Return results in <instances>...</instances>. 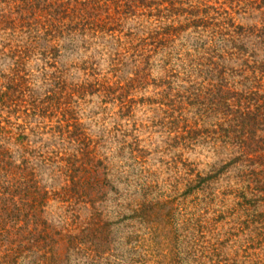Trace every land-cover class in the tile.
Masks as SVG:
<instances>
[{
  "label": "rangeland",
  "instance_id": "obj_1",
  "mask_svg": "<svg viewBox=\"0 0 264 264\" xmlns=\"http://www.w3.org/2000/svg\"><path fill=\"white\" fill-rule=\"evenodd\" d=\"M254 94L264 0H0V211L31 201L11 186L27 173L42 205L0 218V264L30 230L17 264H264V204L242 206L234 160ZM147 202L158 219L132 218ZM95 212L100 256L68 238Z\"/></svg>",
  "mask_w": 264,
  "mask_h": 264
},
{
  "label": "trees",
  "instance_id": "obj_2",
  "mask_svg": "<svg viewBox=\"0 0 264 264\" xmlns=\"http://www.w3.org/2000/svg\"><path fill=\"white\" fill-rule=\"evenodd\" d=\"M254 95L256 96V94ZM256 97L257 98L254 99L253 102L252 101L245 102L247 105L243 107L244 108L243 110L242 109H239L237 111L234 110L237 114H239V118H240L239 124L237 125L239 129L236 130L238 135H235V136H238L240 138L241 142L239 146L242 148V151L237 157L234 158V160L240 161V164L242 166L240 169V172H242V177H246V179L242 180V186H240V189L237 190L239 191V198L242 199V202H241L242 206H245V205L246 206H249V205L261 206L262 204H264V170L262 171L263 176H260L257 179H253V178L251 179L250 177L251 175L256 173V167L253 165L257 163V161L255 160L256 158H258V160L261 161L259 165L264 167V154L260 155L259 157L257 156L251 157V154L253 152L254 153L258 152V147L259 148L261 147L260 149H262L263 143H260V142L264 141V140L262 141V139L261 141H258L256 139V129L260 128V126H264V96L257 94ZM261 130L264 131V128ZM254 144H256L257 146H254ZM9 165H11L10 162H9ZM248 167L250 168L249 170H248ZM31 176L32 178H30ZM34 177L35 176L32 173H27L25 175L23 174L21 176V180L19 181L21 185L19 183H18L19 186H17V184L11 185L13 188L15 187L14 189L16 190L19 187H21L23 184H26L25 186H27L28 181H31L32 182V186L30 187L31 189L28 186L26 187L27 188L26 192L28 194L32 193L33 195L31 201L27 200L26 203L24 202V204H21V205L13 201V207L10 205L7 206V203L6 204L4 203L3 204L4 214L1 213L0 211V218L8 220L14 217L16 219V222H19V220H21L20 219L21 217L24 219L30 216L33 217V219L36 218L37 209L42 208V205L38 203L35 197L37 194H41V190L38 189L37 182ZM244 183L245 185H243ZM8 193L9 194L12 193V195H14L13 194L14 191H11L10 189L8 190ZM43 194H44V201H47V198H46L47 196H45L47 193L44 192ZM11 199L13 200V198ZM8 201H11V200H8ZM27 206L29 207V212H24L27 209ZM154 208L155 206L151 204L150 202H147L146 204L142 203L141 205L139 204L136 207V209H134L132 218H141L143 220L149 217L150 222H152L154 221V219L155 220L158 219V211L162 209V208H159V210H155L157 207L155 209ZM39 213H41V211ZM111 226H112V221H109V220L107 221L105 218H103L101 212H95L94 216H92V218L86 222L84 228L81 229L82 234L80 235L79 234H69L68 235L69 242H71V244L73 245V248L75 249L79 247L78 246L79 243L85 244V242H90L91 244H89V247L91 249L90 248H87V249L92 250V252H94L96 249V248L94 249V246L92 244H97L98 245L97 255L100 256L101 253L105 252L106 246H107V249H109L110 247V243H111L110 242V238H111L110 228ZM7 231H10V230H6L5 231L6 235L0 238V248L4 246L3 245L4 239H8L7 237L9 236V233ZM17 231L18 233H20L22 229L20 228ZM36 231L39 232V230L37 229ZM3 233H0V235H2ZM32 235H35L33 230H30L26 235L18 234V237L14 240V242H12L13 245L11 247L9 246L5 248L6 251H9V254H8V257L10 259L9 264H11V262L12 264L14 263L17 264L19 258L23 256V253L25 252V250L23 249L24 246L18 243L20 240V237L27 238L28 242L30 243L32 238H34ZM42 235L43 236L40 237V239L45 240V242L46 240L50 239L49 241H51V243L53 242V240L49 238L50 236L49 233L42 234ZM66 242L67 241H65V243ZM46 244L48 246V243ZM53 245L54 243L50 245L52 248L49 247V251L54 250ZM10 253H12V255ZM13 254H15V256H13Z\"/></svg>",
  "mask_w": 264,
  "mask_h": 264
}]
</instances>
